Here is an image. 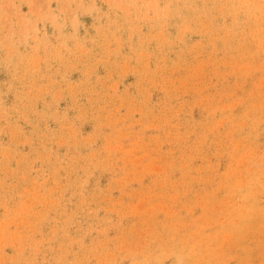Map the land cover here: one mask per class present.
I'll return each instance as SVG.
<instances>
[{
    "label": "rangeland",
    "instance_id": "374dc122",
    "mask_svg": "<svg viewBox=\"0 0 264 264\" xmlns=\"http://www.w3.org/2000/svg\"><path fill=\"white\" fill-rule=\"evenodd\" d=\"M0 264H264V0H0Z\"/></svg>",
    "mask_w": 264,
    "mask_h": 264
}]
</instances>
